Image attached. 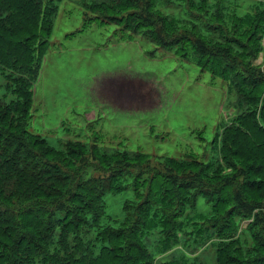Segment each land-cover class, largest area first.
<instances>
[{
	"label": "rangeland",
	"instance_id": "374dc122",
	"mask_svg": "<svg viewBox=\"0 0 264 264\" xmlns=\"http://www.w3.org/2000/svg\"><path fill=\"white\" fill-rule=\"evenodd\" d=\"M56 7L51 25L41 26L42 38L27 47H22L27 36L13 35L5 28L8 20H0V38H13V43L0 40L3 53L9 56L15 50L22 58L18 64V59L9 57L14 66L0 62V102L23 101L21 96L28 90L33 101L28 131L64 155L41 146L51 158H60L62 168H96L85 170L86 182L101 176L95 157L90 156L93 147L116 156L112 160L121 169L113 190L104 195L103 204L95 201L93 206L103 211L100 226L80 237L96 244L102 229L124 228L136 212L138 219H145L148 209L138 210L150 201L151 220L158 224L148 233L144 230L143 237L154 264H218L224 232L217 224L224 220V206H216L205 195L195 196L192 190L193 203L177 208V202L165 195L161 175L183 174L178 164L186 168L196 163L201 169L186 171L203 181L216 183V177L224 179V174L239 179L228 187L230 199L238 190L248 201L264 200L263 193L244 187V177H252L246 171L219 172L224 129L241 107L232 79L222 77L223 63L216 57L210 65L189 40L203 38L212 45L231 47L245 67L249 65V77L264 72V25L256 31L250 26L264 10V0H62ZM240 24H244L241 31ZM235 32L244 34L246 44L233 38ZM31 56L34 62H29ZM116 79L147 84L148 98L139 106L116 103L112 91L117 84L108 82ZM263 92L264 88L259 94ZM68 142L86 148L71 157L73 164L65 155ZM121 159L129 160L119 163ZM175 221L182 226L174 240L168 236L170 222ZM253 221L242 222L236 236L246 258L255 254L247 226Z\"/></svg>",
	"mask_w": 264,
	"mask_h": 264
},
{
	"label": "trees",
	"instance_id": "16d2710c",
	"mask_svg": "<svg viewBox=\"0 0 264 264\" xmlns=\"http://www.w3.org/2000/svg\"><path fill=\"white\" fill-rule=\"evenodd\" d=\"M60 1L51 0L46 5L44 0H0V20H8L5 28L13 35L27 36L22 46L27 47L33 40L36 44L42 38L45 29L41 26L47 22L51 25L57 9L56 2ZM142 5L149 7L143 2ZM19 24L23 27H16ZM243 25H238L240 31ZM263 25L264 10L259 11L254 22L250 23L254 31ZM32 28H35L33 32ZM232 36L241 44H246L243 33L235 32ZM5 39L13 43V38H0ZM189 40L209 59L210 65L216 57L223 63L222 77L232 79V89L238 98L237 106L241 107V112L224 129L221 146L223 164L219 165V172L222 169H236L241 175L246 171L252 177H244L247 181L244 187L264 194V92L259 94L264 88V72H255L249 77L246 74L251 72L249 65L245 67L244 61L236 56L231 47L225 49L212 45L203 38ZM3 51L4 41H0L1 63L14 66L9 57L18 59V64L22 61L15 50L9 56ZM28 55L23 54L24 57ZM31 60L29 62H34L32 56ZM21 98L23 101L10 105L0 102V264H154L143 237L144 230L148 233L158 224L151 220L150 201H147L148 206L144 204L138 210L139 213L149 210L145 219H138L136 212L128 219L131 227L129 224L119 229L107 227L98 233L96 244L84 242L80 233L88 235L93 227L100 226L102 219L103 211L93 210L95 201L103 204L104 195L113 190V182L119 176L117 170L121 168L116 167L112 160L116 156L102 154L93 147L90 156L95 157L101 176L89 182L84 181V172L96 168H81L80 165L77 168L68 165V169L62 168L60 158H51L41 146L57 150L48 147L46 139L28 131L32 94L27 90ZM66 146L65 155L72 164L71 157L82 153V148L86 149L79 142H68ZM121 160L118 162L129 159ZM178 167L183 169V174L177 175L172 171L161 175L165 195L177 202V208L193 203L189 196L192 190L195 196L205 195L216 206H224V220L217 224L222 226L224 232V244L218 251V264H264V200L248 201L245 194L238 190L237 196L230 199L228 187L235 186L234 182L239 181L234 174H224V179L216 175L219 180L212 183L186 171L201 169L196 163L186 168L178 164ZM178 216L176 214L174 218ZM250 218L254 221L247 226L252 233L255 254L246 258L236 236L240 224ZM170 223L168 237L175 240L182 224L179 221Z\"/></svg>",
	"mask_w": 264,
	"mask_h": 264
},
{
	"label": "crops",
	"instance_id": "0c3cea01",
	"mask_svg": "<svg viewBox=\"0 0 264 264\" xmlns=\"http://www.w3.org/2000/svg\"><path fill=\"white\" fill-rule=\"evenodd\" d=\"M108 82H112V83L117 84L116 87L114 88V90L112 91L114 93V95L116 96V97L114 96L115 97L114 101L121 103L122 106H127V107H131L133 105L139 106L138 103L144 102V100L148 98L147 84H144L140 81H128L126 79H116V80H108ZM133 82H137V83H133ZM141 87H142V89H141ZM144 88H146L144 91V94H142V93L139 94V92H142L144 90ZM112 89L113 88L111 87L110 90H112ZM123 93L126 95L125 101L123 99H121L124 96ZM118 94H120V95H118ZM128 95H131V96H128ZM137 108H139V107H137Z\"/></svg>",
	"mask_w": 264,
	"mask_h": 264
},
{
	"label": "bare ground",
	"instance_id": "6f19581e",
	"mask_svg": "<svg viewBox=\"0 0 264 264\" xmlns=\"http://www.w3.org/2000/svg\"><path fill=\"white\" fill-rule=\"evenodd\" d=\"M111 83V82H110ZM129 83V82H128ZM108 84V83H107ZM106 84V85H107ZM140 84V83H139ZM113 85V84H112ZM124 85V84H123ZM110 86V85H109ZM131 87V86H130ZM141 89H142V87H141ZM109 90V89H108ZM148 90V89H147ZM109 92V91H108ZM125 92V91H124ZM107 94V93H106ZM124 94V93H123ZM118 95H120V94H118ZM104 96H106V95H104ZM126 95L124 94V96L123 97H125ZM128 96H131V95H128ZM116 97V96H115ZM134 97V96H133ZM121 99H123L124 101L126 100L125 98H121ZM132 103V102H131Z\"/></svg>",
	"mask_w": 264,
	"mask_h": 264
}]
</instances>
